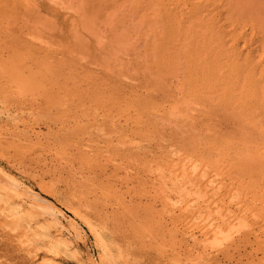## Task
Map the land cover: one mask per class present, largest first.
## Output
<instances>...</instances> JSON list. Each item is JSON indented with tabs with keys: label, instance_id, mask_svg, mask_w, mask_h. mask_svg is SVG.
Here are the masks:
<instances>
[{
	"label": "rangeland",
	"instance_id": "374dc122",
	"mask_svg": "<svg viewBox=\"0 0 264 264\" xmlns=\"http://www.w3.org/2000/svg\"><path fill=\"white\" fill-rule=\"evenodd\" d=\"M178 173L251 229L192 238ZM1 175L105 229L116 264H264V0H0ZM1 216L0 264H45L44 220Z\"/></svg>",
	"mask_w": 264,
	"mask_h": 264
},
{
	"label": "bare ground",
	"instance_id": "6f19581e",
	"mask_svg": "<svg viewBox=\"0 0 264 264\" xmlns=\"http://www.w3.org/2000/svg\"><path fill=\"white\" fill-rule=\"evenodd\" d=\"M186 168L187 167H184V169H186ZM182 172H183V170H182ZM180 176L181 175H179V173H178L179 178H180ZM1 177H2V175L0 176V211H1V214L3 215L4 218H9L13 222L12 223V225L14 226L13 230H15V231L19 230L20 226H22L21 222H23V221H27L29 223V222H31V220H33V221L37 220V222H38L39 218L44 220L43 223H41L40 219H39V223H41V224L38 226V228H37L38 230H34L35 231L34 239H35V241H39L42 239L48 240V242H47L48 245L47 244L46 245H47V250H48L49 256L46 257L47 261L45 262V264H60L58 262V259L62 254L71 256L75 259H78L80 261V262L78 261L80 264H116V262H118L121 259L120 258L118 260V257L119 256L121 257L123 254L122 252H120V250H118L119 248H117L118 253H116L117 252L116 247L118 246L117 242L114 243L113 239H112V241L110 238L108 239V237H106L107 235H105V233H106L105 229H103L102 227L95 226L90 218H89L90 220L88 218H86L88 216H85V215H83V213L79 212L78 208H77L78 210H76L73 207L70 208L73 216H71L72 218L69 217L70 218L69 219V218H67V216L65 215V212L61 208L54 205L51 201L45 199L40 193L33 191V190H30L29 188L22 187L21 184L12 177H9V176L8 177L6 176L7 178L5 176L2 178ZM181 178H183V177H181ZM180 179H177V184L182 185L180 187H181V191L183 193V196L176 203V204H178V209H179L178 211L181 212L180 214H185L187 216L188 215H191V216L194 215L195 217L192 216L193 217L192 219L196 218L200 222L199 230H197V231H199V232H197L198 236H196V234L193 233V231H195L194 230L195 228H194L191 230L192 238H197V240H199L198 237L200 238V236L201 237L206 236L208 238L209 235H207V234H210V236L212 237V238L210 237V239H212V241L214 240L213 242H211V243H213L211 245L215 244L217 246V244H218V246L216 247L218 250V247H220L221 245H224L225 243H228V241H230L232 239L234 241V237L237 234L243 232V230L245 231L246 229H248L250 227V225H249L250 221L248 222V220H250L251 216L247 217L248 216L247 215V216L242 217L241 215L235 214L237 211L234 213V210L232 211V209H230L229 212L227 211L228 212L227 213L225 210V207L222 208L223 205L221 206V204L220 205L216 204L215 203L216 200H214V199L211 200L209 198H205L206 195L202 198V195L200 194L202 191H200V193H198L199 191L198 192L197 191H191L189 189L191 187H188L189 185H186L187 182H185L184 178L181 179V181H180ZM183 180H184V182H182ZM194 190H195V188H194ZM220 190H221V188H220ZM222 193H223V190H222ZM226 193H227V191H226ZM49 194H51V192ZM220 195H218L217 199L219 198ZM224 195H225V193H224ZM215 199H216V193H215ZM11 201H13L12 204H17V203H15L17 201L18 205L11 207L10 206ZM218 201H217V203H218ZM240 204H239V206H240ZM242 207H240V209H239V211L240 210L242 211L240 213H243L244 209ZM80 211H81V209H80ZM191 216L189 218L190 221H191ZM3 217H2V219H3ZM78 220H82L89 227L90 231L94 234L96 245L100 250V254H98L99 256L97 258H95L90 251H88V253H86V255L88 254L87 258H85L81 255L82 252H79V250L77 248V242H78L79 238H78V234L76 232V229L78 228V226H77ZM188 228H190V227H188ZM250 229H251V227H250ZM17 232H19V231H17ZM23 232H25V230ZM27 233H26V235H27ZM24 235H25V233H24ZM108 236H110V234ZM18 238H20V237H18ZM235 239H236V237H235ZM26 241H29V240H26ZM26 241H24V243ZM19 242H20V240H19ZM45 242H46V240H45ZM28 245H30V244H28ZM28 245H24V247H26V251H29V250H27ZM195 245H198L197 242H195ZM21 247H23V246H21ZM33 248L35 250L36 246ZM28 249H29V247H28ZM30 249H31V247H30ZM68 251H70L69 254H68ZM121 251H123V250H121ZM207 251H209V250H207ZM207 251H206V253H207ZM86 252H87V250H86ZM116 254H118L117 257H116ZM44 259L41 258V260H44ZM122 261H123V258H122ZM40 264H42V262H40Z\"/></svg>",
	"mask_w": 264,
	"mask_h": 264
}]
</instances>
